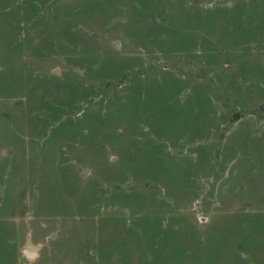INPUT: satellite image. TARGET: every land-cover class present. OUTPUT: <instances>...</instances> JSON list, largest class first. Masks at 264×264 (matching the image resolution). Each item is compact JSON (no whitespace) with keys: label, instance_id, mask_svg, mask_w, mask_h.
<instances>
[{"label":"rangeland","instance_id":"374dc122","mask_svg":"<svg viewBox=\"0 0 264 264\" xmlns=\"http://www.w3.org/2000/svg\"><path fill=\"white\" fill-rule=\"evenodd\" d=\"M251 212L264 0H0V264H154L147 221Z\"/></svg>","mask_w":264,"mask_h":264},{"label":"crops","instance_id":"0c3cea01","mask_svg":"<svg viewBox=\"0 0 264 264\" xmlns=\"http://www.w3.org/2000/svg\"><path fill=\"white\" fill-rule=\"evenodd\" d=\"M221 222V225H214L217 229L211 225L205 238L199 234L192 237L190 246L182 238L180 228H164L160 223L150 226L148 221V229L141 231L139 228L143 242L135 238L137 244L146 245L154 264H167V259L177 261L180 258H188L194 264H264V214H233ZM141 247L138 246V251L144 261L145 249Z\"/></svg>","mask_w":264,"mask_h":264},{"label":"water","instance_id":"95a60500","mask_svg":"<svg viewBox=\"0 0 264 264\" xmlns=\"http://www.w3.org/2000/svg\"><path fill=\"white\" fill-rule=\"evenodd\" d=\"M85 173H86V169H82L81 174L84 175ZM21 252H22V255H24L26 258L34 259L37 253V247L32 246L30 241L27 239Z\"/></svg>","mask_w":264,"mask_h":264}]
</instances>
